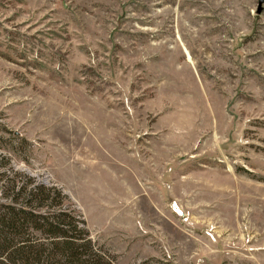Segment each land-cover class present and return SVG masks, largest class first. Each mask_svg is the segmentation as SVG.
I'll return each instance as SVG.
<instances>
[{
	"label": "rangeland",
	"instance_id": "374dc122",
	"mask_svg": "<svg viewBox=\"0 0 264 264\" xmlns=\"http://www.w3.org/2000/svg\"><path fill=\"white\" fill-rule=\"evenodd\" d=\"M0 0V154L114 264H264V2Z\"/></svg>",
	"mask_w": 264,
	"mask_h": 264
},
{
	"label": "trees",
	"instance_id": "16d2710c",
	"mask_svg": "<svg viewBox=\"0 0 264 264\" xmlns=\"http://www.w3.org/2000/svg\"><path fill=\"white\" fill-rule=\"evenodd\" d=\"M66 200L60 188L0 167V264H114Z\"/></svg>",
	"mask_w": 264,
	"mask_h": 264
},
{
	"label": "water",
	"instance_id": "95a60500",
	"mask_svg": "<svg viewBox=\"0 0 264 264\" xmlns=\"http://www.w3.org/2000/svg\"><path fill=\"white\" fill-rule=\"evenodd\" d=\"M264 2V0H261L260 3H259V8L257 9L258 12H261V9H262V3Z\"/></svg>",
	"mask_w": 264,
	"mask_h": 264
}]
</instances>
